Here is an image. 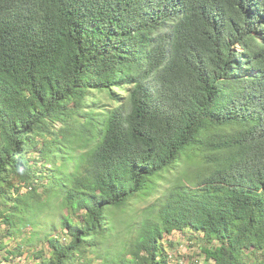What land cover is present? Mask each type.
<instances>
[{
	"label": "trees",
	"instance_id": "trees-1",
	"mask_svg": "<svg viewBox=\"0 0 264 264\" xmlns=\"http://www.w3.org/2000/svg\"><path fill=\"white\" fill-rule=\"evenodd\" d=\"M27 226L33 264H174L186 229L264 264V0H0V230Z\"/></svg>",
	"mask_w": 264,
	"mask_h": 264
},
{
	"label": "rangeland",
	"instance_id": "rangeland-1",
	"mask_svg": "<svg viewBox=\"0 0 264 264\" xmlns=\"http://www.w3.org/2000/svg\"><path fill=\"white\" fill-rule=\"evenodd\" d=\"M170 180L171 177H170ZM167 184H165L166 186ZM156 194L150 196L148 200H136L132 202L129 209L118 213L117 220H115L116 229L123 235L125 230L129 227L130 223L135 222L138 219L139 214L146 206V204L155 198ZM51 216L49 219H47ZM56 214L43 216L42 220L56 223ZM123 232V234H122ZM43 233L37 232L34 229L23 227L17 235H6L5 229L2 227L0 230V264H33L36 260L33 256L35 250H47V243L43 238ZM58 235L61 232L57 231ZM120 235V236H121ZM198 234H193L191 230L186 229L185 232L174 231L169 235L173 246L168 248V252L171 255V259L174 264H210L206 260L204 254L201 251V240L197 239ZM122 238L118 233L111 235L110 239L106 242L107 247H113L117 245L118 241ZM18 249L21 254H19ZM14 254H9L8 252ZM96 263H100L99 260Z\"/></svg>",
	"mask_w": 264,
	"mask_h": 264
}]
</instances>
